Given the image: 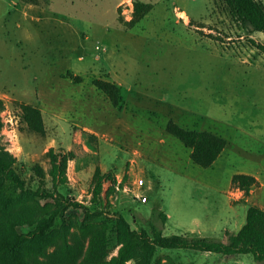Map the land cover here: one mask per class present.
<instances>
[{
    "label": "rangeland",
    "instance_id": "obj_1",
    "mask_svg": "<svg viewBox=\"0 0 264 264\" xmlns=\"http://www.w3.org/2000/svg\"><path fill=\"white\" fill-rule=\"evenodd\" d=\"M120 1L0 0L3 140L34 187L32 166L49 169V148L75 152L59 191L104 210L90 221L108 222L112 254L115 212L134 228H149L153 213L163 211L169 218L156 224L165 235L226 241L225 232L241 227L250 205L264 209V52L253 43L264 34L232 21L222 0H140L153 8L133 26L135 0ZM94 79L118 86L119 105ZM21 102L42 110L45 135L22 125ZM170 120L222 136L226 153L214 166L197 165L191 149L167 131ZM96 166L118 186L107 197V179L94 204ZM235 173L253 174L261 186L245 199L231 183ZM139 179L144 184L137 187ZM48 204L51 209L54 201ZM64 215L71 232H79L81 209L69 207ZM159 255L181 264H264L251 253L159 248Z\"/></svg>",
    "mask_w": 264,
    "mask_h": 264
},
{
    "label": "trees",
    "instance_id": "obj_2",
    "mask_svg": "<svg viewBox=\"0 0 264 264\" xmlns=\"http://www.w3.org/2000/svg\"><path fill=\"white\" fill-rule=\"evenodd\" d=\"M222 1L232 21L242 28L264 34L263 1ZM152 8L149 2L135 0L130 24L138 23ZM253 43L264 52V41ZM67 76L74 82L82 81L70 72ZM93 84L115 106L119 105L121 93L117 85L102 79H94ZM4 109L5 102L0 98V264H127L129 261L134 264H181L171 256L161 257L159 248H191L229 256L251 253L257 261L264 262V209L255 204L247 208L245 222L237 231L225 232L226 241L204 236L165 235L163 227L156 224L157 220L163 225L166 223L167 214L163 211L153 213L149 228H134L123 213L115 212L114 232L118 248L112 254L108 222L90 221L104 215V210L90 208L59 191L60 186L68 182V163L75 158V152L49 148L46 152L49 169L34 164L32 169L38 177V185L29 184L18 168L17 156L8 150L3 140ZM20 122L29 131L46 133L43 113L37 106L21 102ZM166 129L191 149V159L201 167L212 166L227 145V140L214 132L186 129L172 120ZM47 177H50L51 187L46 185ZM107 179L111 181L108 197L118 186L116 177L96 166L91 182V203L102 200ZM231 182L242 191L245 199L259 185L258 179L249 173H235ZM51 199L54 206L47 209ZM42 200L45 203L42 204ZM69 207L82 211L79 232H71L72 221L64 215ZM58 218L59 226L56 225Z\"/></svg>",
    "mask_w": 264,
    "mask_h": 264
},
{
    "label": "crops",
    "instance_id": "obj_3",
    "mask_svg": "<svg viewBox=\"0 0 264 264\" xmlns=\"http://www.w3.org/2000/svg\"><path fill=\"white\" fill-rule=\"evenodd\" d=\"M123 1V0H122ZM122 1H120L119 2V4L122 2ZM229 145V143L227 142V145H226V147L224 148V150L222 151V153H221V155L214 161V163L212 164V166H214L222 157H223V155H224V153H226V149H227V146ZM250 174V173H249ZM253 175V174H252ZM233 176V175H232ZM255 176V175H254ZM257 179H258V181H259V185L258 186H256V187H259V186H261V181H260V179L257 177V176H255ZM232 178V177H231ZM232 183V182H231ZM256 187H254V188H256ZM252 189V191H251V194L252 193H254V190L255 189ZM235 209L236 208H234V211H235ZM169 218V214H167V219ZM244 224V223H243ZM243 224H241V226L243 225ZM131 263H133L132 261H129L127 264H131Z\"/></svg>",
    "mask_w": 264,
    "mask_h": 264
},
{
    "label": "built area",
    "instance_id": "obj_4",
    "mask_svg": "<svg viewBox=\"0 0 264 264\" xmlns=\"http://www.w3.org/2000/svg\"><path fill=\"white\" fill-rule=\"evenodd\" d=\"M2 119H3V118H2ZM2 131H3V130H2ZM7 148H8V147H7ZM8 150H9V149H8ZM143 184H144V180H143V179H139L138 182H137V184H136V186H137V187H140V186H142ZM134 197H135L136 199L142 201V202L147 201V197H146L144 194H142V193H136V194H134Z\"/></svg>",
    "mask_w": 264,
    "mask_h": 264
}]
</instances>
